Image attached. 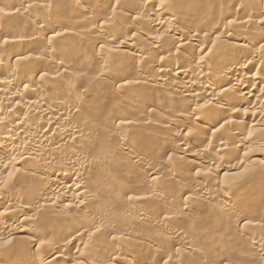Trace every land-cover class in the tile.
I'll return each mask as SVG.
<instances>
[{
  "label": "bare ground",
  "instance_id": "1",
  "mask_svg": "<svg viewBox=\"0 0 264 264\" xmlns=\"http://www.w3.org/2000/svg\"><path fill=\"white\" fill-rule=\"evenodd\" d=\"M38 1L0 0V238L11 242L8 251H1L7 253L0 255V264H5L9 253L19 258L29 255V264H84L81 259L86 256L90 257L87 264H176L177 242L182 243V252H189L186 255H200L187 234L178 230L165 231L156 244L145 236L133 239L136 228L146 223L162 227L177 213L188 215L190 206L155 214L143 209L142 198L128 195L124 182L108 181L109 167L122 165L116 153L127 157L122 167L143 172L147 178L143 196L160 198L164 165L142 156L138 139L129 132L152 124L151 117L158 115L163 100L159 96H164L168 108L179 103L186 109L166 112L165 126L173 130L158 142L170 145L182 160L197 167L196 172L203 171V181L227 175L231 169L227 160L236 148L241 155L247 152L242 158L252 159L247 161L249 166H264V6L253 8L245 0H113V9L97 16L99 4L87 8L85 0H70L72 13H81L93 25L81 32L41 21L35 12H47L51 1ZM123 18L130 20L131 27ZM118 29L124 35L112 42L109 38ZM95 34L100 37L95 39ZM66 36L86 46L96 45V76H83L84 70L81 75L74 70L77 65L72 68V62L62 56L67 44L58 45ZM208 40L218 44L206 45ZM190 43L201 47L191 50ZM175 51L183 52L182 58ZM184 53L193 54V59L187 60ZM109 56L117 66L108 61ZM125 60L135 68L131 78L132 72L129 77L121 76L123 70L117 74ZM110 76H115L112 85L107 82ZM127 88L139 93L126 96ZM151 96L159 100L153 102ZM148 97L152 102L143 101ZM119 107L139 111L142 118H127ZM199 135L223 154L210 155L206 145L190 150ZM253 137L261 141L255 144ZM8 168L14 174L5 178ZM167 170L168 180H182L173 169ZM37 178L41 181L34 184ZM192 180L187 183L198 194L185 200L214 204L216 191L207 187L210 184ZM114 191L128 195L126 202L138 209V215L111 228L113 214L93 206L104 204L100 198ZM224 197L215 207L234 219L235 198ZM251 223L238 218L236 225L261 258L264 240L246 232ZM114 243L140 249L129 256L132 247L128 255L116 250ZM18 262L28 264L23 258Z\"/></svg>",
  "mask_w": 264,
  "mask_h": 264
},
{
  "label": "rangeland",
  "instance_id": "2",
  "mask_svg": "<svg viewBox=\"0 0 264 264\" xmlns=\"http://www.w3.org/2000/svg\"><path fill=\"white\" fill-rule=\"evenodd\" d=\"M32 1L34 2L35 0H32ZM36 1L34 3H40L38 0H36ZM48 1L49 0H47V3H48ZM50 1H51L52 6L50 5V2H49V4H47L48 7H50L49 8L50 11L49 10L47 12L46 11H43V12L39 11L40 12L39 13L37 10L35 12L36 13L35 16L41 17V19H40L41 21L50 22V23H52V25L54 24L53 26H56V27L59 26L60 29L65 30V31L66 30H74V31L85 32L86 30L88 31L92 28L93 25H90V22L88 21L89 19L86 18L87 19L86 20L85 18H83L84 16L80 15L81 13H79V12L78 13L76 12L75 14L72 13V11H71L72 10V8H71L72 3L70 2V0H50ZM84 2H86L85 4L87 5V8H89V7L91 8V6L94 7L95 4L100 5L99 6L100 9L98 8V10L100 12H103V13H99V11L96 9L97 12H95L96 13L95 15H97V16L100 14H101L100 16H102L105 13V11L109 12L113 9V6H111V5H113V3H112L113 0L112 1H110V0L105 1L104 0L103 1L104 3L103 2L99 3L97 0H85ZM244 2L249 4L253 8H256V7L261 8L262 6H264V2L262 0H257V1L256 0H248V1L245 0ZM58 8H61L60 9L61 11ZM150 14H152V12ZM39 17H36V19L38 20ZM19 19L20 18L17 17L15 20H19ZM40 20H38V21H40ZM123 20L125 21L126 27H131L130 20H128L127 18L126 19L123 18ZM89 26H91V27L89 28ZM27 32H30V30ZM115 34L113 33L114 37L112 36L109 38L112 40V42L115 41V39H113V38L118 39V37H121L124 35V34L119 35V34H121L120 29H118L117 32H115ZM95 36H92V37H94L95 39L97 37H100V35H98V34H95ZM105 36H111V35L107 34ZM94 38H92V40H95ZM117 39H116V41H117ZM76 40L77 39H75L72 36H66L64 38V40L63 39L60 40L61 42L58 41V42H60V44L58 46H60L63 43L67 44V46H66L67 50L65 51V53H62V56L64 58L66 57L67 59H69L68 61L72 62V63H70V64H72L71 65L72 68L74 66L73 63L75 65H77L74 67V70L78 69V70H76V71H78V73H80L79 71L84 70L83 71L84 75L82 74V72L80 73L81 75L85 76V74L87 73L86 76H88V74L91 75V77L96 76L95 72H96V68L98 66L96 67L97 60L95 58V55H96V53H98L97 51L99 49L96 47V45L94 47H91V45L86 46L85 44L77 43L78 41H76ZM106 42H107V40H106ZM69 44H70V46H69ZM205 44L206 45H212V44H218V43L214 40H212V41L208 40ZM106 45H108V44H106ZM112 45H115V44H109L108 46H112ZM79 46H81V47H79ZM189 46H190L191 50H195V49L201 47V45L197 44V43H190ZM76 48H77V50H75ZM176 51H175V53H176ZM69 53H71V54H69ZM182 53L183 52H177L175 55H176V57L179 56V58L180 57L182 58ZM177 54H178V56H177ZM187 55H189V54L184 53V56L188 57V59L186 58L187 60H191L194 57L193 54H192V56H190V55L187 56ZM91 56H93V57H91ZM88 57H90L92 60L88 59L89 60L88 61L87 60ZM107 59L109 61V60H111V59L113 60L115 58H111L109 56V58H107ZM126 61L127 60L122 61V64H120L121 67H120V65L118 66L119 69L117 67V69L119 70L117 72V74H119V72L123 70L124 72L123 71H122V73L120 72V74H122L121 76L129 77L128 75L131 74V72H132V74L130 76V78H131L134 76L133 70H135V68L133 69V64L131 62L128 61V63L130 64V66H129V64ZM110 62H112V65L114 64V67L118 65L115 62V60L110 61ZM115 63H116V65H115ZM122 65H124L125 67L124 66L122 67ZM91 67H93V68H91ZM123 68H126V69L128 68V70H130V69L131 70L128 71L127 72L128 74H127L125 72V69H123ZM123 74H125V75H123ZM108 81L111 83L110 85L115 83V82H112V81H115V76H110L108 78L107 82ZM108 85H109V83H108ZM129 89L128 88L126 89V92H125V93H127L126 96L127 95L129 96V94L132 92L139 93L138 89L136 91L129 90ZM127 90H129L131 92H129ZM155 97L156 96H151V98H153L152 99L153 102H156V100H159L161 98V99H163L162 100L163 103L161 101V105H159L160 103L158 104V106H161L160 109L158 110V115H154L151 117L152 124L150 126H145V127L143 126L142 128H141V126H139V128L137 127L135 129L130 130L129 132L132 136L136 137V140L138 139L137 141H139V142H137V148H138L137 150L140 151L142 156H145L149 159H154L155 163H158L160 165V167L164 165L163 167H166L169 170L173 169V171H175L173 174L174 175L176 174L175 176L178 175L177 177H179V179L180 180L182 179V180L180 182H177V183H175V181L168 180L165 175L168 173H171V172L170 171L167 172L168 170L163 168V167L160 168V176H162V178H160V179L162 181L164 180L162 182L159 179V183L160 182L162 183V184H159L161 189H160V191H158V195L160 196V198L151 199V200L146 199L144 197L145 195L143 196V194L147 192V189L144 188V186H143V182L147 179L145 177V174H143V172L139 173L138 171L136 172L133 170H127L124 167H122L123 163L127 162V157L121 155L120 153H116V156L118 157L120 162H122V165L118 162L117 166L111 165L109 167L110 175L108 177H111V178H109L108 181L117 182V183L121 182L122 184L124 182L125 184H123V185L125 186V188H128V189H126L127 192H129L128 195H130V196L134 195V197H136V198H142L141 205H140V206H142L141 208H143V209L146 208L148 211L154 212V214H155V212L156 213H162L164 211H171L172 212L176 209V207H179V206H182L185 204H188V205H186L187 207L190 206V208H189L190 212H188V215H187V213H182V215H181V213H177V215L175 214L174 215L175 217L173 216V219L172 218H171L172 220L170 219L171 221L168 220L167 222H165L164 223L165 225H163L162 227H155V226L151 225L150 223H146V224L142 225L141 227H138V229L137 228L135 229L134 232L135 233L137 232L136 234H133L134 232L132 233L130 231L132 238L134 239V238H137L139 236L140 237L145 236V237H148V239L154 240L155 243H153V244H156L162 238L165 231H176V230H178V231H181L183 233V235L187 234L186 238H190L188 240H190L191 245L194 247V249H196L198 252H200L202 254V255L201 254L198 255V254L193 253V254L188 255L189 252H187L184 249L186 251V253H188L186 255V253H184L185 251L182 252V250H183L182 243L177 242V243H175V247L173 249H177L176 253L178 251V253L176 254L177 258H178V259L177 258L176 259L178 261L177 260L176 261L179 264H264L263 263L264 256H262L261 258L256 257L257 252L254 251L253 247L251 248V245L246 238H244L243 236H240V235H242L241 232L239 231L240 226L238 227V225H236L238 222V218L240 221L252 222L251 224H253V226H250L251 228L248 227L247 230H249V231H246V232L253 235V237H256V238L258 237L259 239L264 240V166L261 165V166L255 167V165L252 166L253 164H251V166L253 167L252 168L251 166H249V163H248V162H251L252 159L247 160V159L242 158L245 155V153H247V152H245L244 154L241 155L240 150H236L237 149L236 148V149H233L234 150L233 154L230 157H228L229 158L227 160L228 166H231V169L227 173V175L223 176L224 178L221 176V177L217 178V180L216 179H214V181L212 180L214 183L211 181H209V182L203 181V179H204L203 178L204 177L203 171L199 170L200 172L199 171L196 172V170H198V169H195V168H197V167L196 166L193 167V165H190L189 163H186L185 160H182L184 157L181 154L174 152V150L171 151L170 145L165 144V146L164 145L161 146V141L158 142L159 140L164 139L165 136L168 137L173 130V129L171 130L169 128L167 129L165 126V120L167 118V114H169L166 112H169V109H171L172 111L174 110V112H176V111L178 112L181 110L184 111L186 109V107L181 106L179 103H174V104L169 105V108H168L167 104L165 103L166 100H165V98H163L164 96L163 97L159 96V99H156ZM130 98H133V97L130 96ZM135 98H137V96ZM148 98H146V100L143 99V101L150 102L151 99L149 98L150 99L149 100ZM139 101L141 103H143V105L145 104L144 102H142V100H139ZM174 102H176V101H174ZM155 105H157V103ZM162 105H163V107H162ZM171 106L173 108H170ZM121 107H119V109L124 111L125 115L128 116L127 118L132 117L134 120H136V118H139V117L142 118L139 111L134 110L133 112L136 111L138 113H132L131 110L129 111V109H126L124 107L121 108ZM107 110L108 109H106V111ZM125 110H127V111H125ZM171 110H170V112H172ZM159 112H160V115H159ZM105 113H108V111ZM120 113H121V111H120ZM136 114H138V115H136ZM158 117H160L161 119ZM154 118L158 119V120H155ZM137 120H139V119H137ZM140 122H141V120L139 121V123ZM189 127H191V126H189ZM188 132H189V130H188ZM203 134H205V133H203ZM201 137H202L201 135H199L198 138L195 137V141L197 140L198 143L193 141V143L190 145L191 147H189L190 150H193V151L195 150L194 152H196V151H199L200 148L205 147V145L206 146L208 145L207 142L204 143V140ZM157 139H159V140H157ZM252 139H253L255 144L256 143L258 144V141H261L257 137H256V139H255V137H253ZM202 140H203V142H200ZM229 142H232V141H229ZM202 143L204 144V146H202L203 145ZM209 146H207V147H209ZM229 146L232 147L233 143H231V144L229 143ZM209 149L208 150L210 151V155H211V153H212V155L223 154L221 151H218V149H216L215 146H211V148L209 147ZM167 166H169V168ZM9 169L10 168H8L7 170H9ZM9 171L4 173V175L7 174L5 176V178L7 176H9L10 174L11 175L14 174L13 169L12 170L10 169ZM12 171H13V174H12ZM205 171H207V170H205ZM192 179H195L199 183L203 181L202 184L205 183V185L210 184L207 187L210 188L211 191H213V190L216 191V192H214L215 193L214 195L216 196V197H214V201H213L214 204L210 203L212 201H210V202L206 201L205 202V201H202L200 199L196 200V202L193 201L194 203L189 204V201H188L189 199H187V201L185 200V198H187L188 195L195 196L196 194H198V191L197 190L193 191V187H191L190 186L191 184H189V183H192L194 181ZM13 180L15 182L16 179L13 178ZM13 180H12V182H13ZM39 181H41V180L38 178L35 179L34 184H37ZM217 181H219V182H217ZM187 182H189V183H187ZM215 182H217V183H215ZM206 183H208V184H206ZM189 188H191V189H189ZM224 191H226L227 193H224ZM224 194L225 195L231 194L235 198V201L232 204V210L234 212V215L236 213L237 216L234 217V219L231 216L223 215L220 211L217 210V207H215V205L217 206L218 201L224 200V198H225ZM128 195H124V197L118 196L116 194V192L114 191V192L107 194L106 196L100 198L101 202H105L104 204H101V205L97 204V205L93 206L94 209L97 207L102 211H107V213L110 212L113 214V218H111L112 220L109 221V223H108V225H111V224L113 225V226H111V228L112 227L116 228V226H119L121 223L123 224L127 220H132L133 218H135L138 215V213H137L138 209H136V207L134 205L128 204L126 202V200H127L126 198L128 197ZM139 196H142V197H139ZM190 196H188V197H190ZM160 199L168 201L169 207H168V205L163 204L162 200H160ZM197 201H199V202L202 201L203 203H199ZM169 202H171V203H169ZM170 205H173L174 207L173 206L170 207ZM27 213H29V211L25 210V214H27ZM189 213H191V215H189ZM124 218L127 220L124 221L123 220ZM235 218H237V221H235ZM119 219H121V220L119 221ZM104 222H106V221L105 220L100 221V223H104ZM135 235H137V236L135 237ZM188 235H190V236L188 237ZM183 237H185V236H183ZM3 238L4 237L0 238V248L8 243V242H6L7 240H5ZM1 243H2V245H1ZM114 244H115L114 246L116 247V250L118 249L121 253L125 252L124 254H128V255L131 253L129 256L133 255L132 253H134V255L138 254L137 252L140 249L139 247H136L135 244H133L132 246H130L131 244H129L128 248H129V246H130V248L131 247L133 248V249H131V250H133V252L129 251L130 252L129 253L128 250H130V248L126 249V246H124V245L117 244V243H114ZM9 247H11V244L8 246V248ZM135 247L137 248V250ZM8 248L5 249L4 251H8ZM73 250L74 249L70 250V252L71 251L73 252ZM0 253H1L0 255H4L7 252L3 253L0 251ZM179 253L182 256H179ZM9 255H10V257H9ZM25 256H26V258H24ZM27 256H29V255L25 254L21 258H19L20 256L17 257V256H14L13 254L9 253L8 256H6V258L8 257L7 258L8 260L5 261V264H9V263L14 264V262H17L15 264H18L19 263L18 261L22 260V258H23L24 262H28V264H29L31 262L29 260H31L32 258L31 257L29 258ZM202 256H205L207 258L204 259ZM105 257H106V259L108 258L107 255H105ZM24 259L28 260V261H25ZM82 259H81V261L83 263L85 262L84 264H87V262L90 261L89 256L83 257ZM106 259H104V260H106ZM7 262H9V263H7ZM178 263H176V264H178ZM120 264H122V263H120Z\"/></svg>",
  "mask_w": 264,
  "mask_h": 264
},
{
  "label": "snow or ice",
  "instance_id": "3",
  "mask_svg": "<svg viewBox=\"0 0 264 264\" xmlns=\"http://www.w3.org/2000/svg\"><path fill=\"white\" fill-rule=\"evenodd\" d=\"M10 244L11 242H8L7 244H5L2 248H0V251H4L5 249H7Z\"/></svg>",
  "mask_w": 264,
  "mask_h": 264
}]
</instances>
